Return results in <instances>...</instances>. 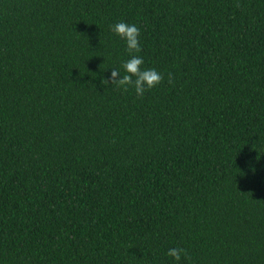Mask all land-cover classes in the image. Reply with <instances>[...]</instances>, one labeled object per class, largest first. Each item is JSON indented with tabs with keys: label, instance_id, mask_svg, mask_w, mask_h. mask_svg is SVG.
I'll list each match as a JSON object with an SVG mask.
<instances>
[{
	"label": "trees",
	"instance_id": "obj_1",
	"mask_svg": "<svg viewBox=\"0 0 264 264\" xmlns=\"http://www.w3.org/2000/svg\"><path fill=\"white\" fill-rule=\"evenodd\" d=\"M0 264H264V0H0Z\"/></svg>",
	"mask_w": 264,
	"mask_h": 264
},
{
	"label": "clouds",
	"instance_id": "obj_2",
	"mask_svg": "<svg viewBox=\"0 0 264 264\" xmlns=\"http://www.w3.org/2000/svg\"><path fill=\"white\" fill-rule=\"evenodd\" d=\"M110 29L113 34L125 42L126 51L130 54V58L121 65L124 71L123 75L119 69H112L110 76L102 80V84L115 85L125 92L132 88L138 97H143L146 91L159 85L164 77L156 69L142 68L143 58L138 55H131L141 51L140 29L135 24L121 21L111 25ZM182 255L188 259L187 252L183 248H171L167 252V256L176 262L181 260Z\"/></svg>",
	"mask_w": 264,
	"mask_h": 264
}]
</instances>
